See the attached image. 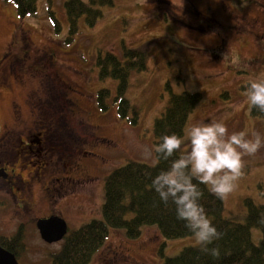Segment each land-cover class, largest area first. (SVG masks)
<instances>
[{"label":"rangeland","instance_id":"1","mask_svg":"<svg viewBox=\"0 0 264 264\" xmlns=\"http://www.w3.org/2000/svg\"><path fill=\"white\" fill-rule=\"evenodd\" d=\"M63 1L51 0L48 5L47 0H37L36 11L21 19L11 0H0V55L7 51L12 69L22 76L21 84L10 79L7 90L0 89V141L4 143L6 127L17 131L22 126L13 124L15 105L24 121L30 119L27 99L37 101L41 111L64 119L65 102L71 97L78 106L76 119L68 121L76 145L95 153L98 161L85 163L89 181L63 182L60 194L51 192L52 198L33 186L34 205L16 223L8 213L7 218L1 213L5 205L0 195V235L11 236L17 225L22 230L18 264H49V254L60 248L61 241L47 244L40 238L38 220L58 217L64 220L67 233L99 220L105 176L128 161L155 163L153 124L170 95L200 94L184 130L196 121L222 119L229 131H254L264 137V116H251V106L244 102L250 80L264 78V0H112L111 6L99 8L101 17L93 26L81 16L73 33L68 31ZM122 44L142 46L147 55L145 69L130 75L125 92L138 112L135 125L117 116V103L111 102L116 82L100 80L95 67L98 52L120 55ZM47 55L52 56L60 78L55 83L47 79L49 69L43 61ZM60 81L74 94L65 97ZM103 88L111 93L105 111L96 101ZM92 134L106 142L97 144ZM109 145L112 151L105 148ZM27 160L37 170V157ZM31 165L23 166V174L34 171ZM245 198L264 204V146L255 155L243 157L242 175L222 200L224 215L241 221ZM252 240L257 243V231ZM194 245L193 236L165 239L155 225L144 226L137 238L127 237L123 229L109 230L89 264H160Z\"/></svg>","mask_w":264,"mask_h":264},{"label":"trees","instance_id":"2","mask_svg":"<svg viewBox=\"0 0 264 264\" xmlns=\"http://www.w3.org/2000/svg\"><path fill=\"white\" fill-rule=\"evenodd\" d=\"M244 1V0H242ZM17 16L24 18L36 11L37 0H11ZM48 5L51 0H47ZM112 0H64L63 7L70 33L77 31L78 20L84 16L85 23L93 26L101 17L100 7L111 6ZM49 15L56 24L54 13ZM147 55L142 46L128 48L121 45L120 55L112 52H98L95 58L100 80L111 79L116 82V91L111 100L117 103L116 114L121 120L131 125L137 123V109L125 98L129 77L132 73L143 71ZM97 104L102 111L108 109L106 101L110 99L109 89H100L96 94ZM200 101V94L182 92L169 96L162 113L154 120V148L159 137L176 133L183 135L189 114ZM253 117H263L257 109L250 107ZM130 116V118H127ZM153 165L128 161L125 165L110 171L102 186V218L82 224L75 230L66 232L58 251L50 253L49 264H89L94 254L103 246L109 230L123 229L129 238H137L144 226L155 225L165 239H177L192 234L182 221L175 218V208L160 202L158 195L151 188V177L161 169L168 167V161L158 159L154 150ZM203 191L201 200L209 218L222 233L219 240L209 248L220 250L219 258L201 251L200 246L182 248L173 257H165L160 264H264V204H256L245 198L242 202L245 214L241 221L236 217H227L223 213V201L200 185ZM253 231L258 232V241L252 240ZM0 246L12 253L15 258L23 250V235L20 227L11 235H0Z\"/></svg>","mask_w":264,"mask_h":264},{"label":"clouds","instance_id":"3","mask_svg":"<svg viewBox=\"0 0 264 264\" xmlns=\"http://www.w3.org/2000/svg\"><path fill=\"white\" fill-rule=\"evenodd\" d=\"M244 95L246 104L264 113V78L251 79ZM158 139V159L169 163L151 177V188L160 202L174 205L176 220L184 223L201 251L219 258V248L209 245L222 233L201 203L200 185L225 199L242 175L243 157L255 155L264 146V137L254 131H229L222 119H213L190 124L182 136L171 133Z\"/></svg>","mask_w":264,"mask_h":264},{"label":"flooded vegetation","instance_id":"4","mask_svg":"<svg viewBox=\"0 0 264 264\" xmlns=\"http://www.w3.org/2000/svg\"><path fill=\"white\" fill-rule=\"evenodd\" d=\"M191 8L193 11L192 4ZM195 13L197 14V12ZM236 23L239 22L236 20ZM43 61L44 66L49 69L47 79L50 83L57 82L60 78L53 66L52 56L47 55ZM11 62L12 59L7 57V51L0 55L1 90H7L10 79L21 84L22 76L14 72ZM60 83L65 97L74 94L67 83L61 81ZM70 98L68 97L69 100L65 102L66 115L64 119L55 116L54 113L46 112V110L41 111L38 108V102L33 99H27L25 102L30 116L28 121H24L19 115L18 105L13 108V124H21L22 126L17 131L6 127V130L3 131V135L4 133L6 135L4 143L0 141V195L4 198L5 205L1 213H5L6 218L7 213L12 216L13 223H16L17 219L21 218L24 213L27 214L28 209L34 205L31 191L33 186L36 185L38 190L40 189L43 194H48L52 198L51 192H59V187L60 189L63 187V182H70L69 184H71L89 181L90 176L85 168V163L87 164L88 159L93 163L98 162L95 153L84 151L76 145L74 130L70 129L68 121L74 122L73 119H76L78 106L76 101ZM92 136L97 144L101 145L102 142H106V139L95 134ZM105 148H111L112 151L110 145L105 146ZM29 157H37V170H34V165H31L32 160H27ZM6 158L7 161H3ZM2 164L7 167L2 166ZM26 164H30L34 171L23 174L22 168L24 169L23 166ZM17 165L20 167L17 168ZM41 181L44 183L43 185H39ZM11 202L13 205L8 206ZM48 217L50 215L41 219ZM16 228L15 231L19 227Z\"/></svg>","mask_w":264,"mask_h":264},{"label":"water","instance_id":"5","mask_svg":"<svg viewBox=\"0 0 264 264\" xmlns=\"http://www.w3.org/2000/svg\"><path fill=\"white\" fill-rule=\"evenodd\" d=\"M40 238L47 244L59 242L67 232L64 220L50 216L36 223ZM0 264H18L15 256L0 246Z\"/></svg>","mask_w":264,"mask_h":264}]
</instances>
